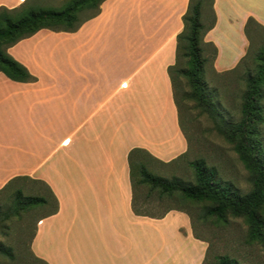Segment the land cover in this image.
I'll list each match as a JSON object with an SVG mask.
<instances>
[{
    "label": "crops",
    "instance_id": "obj_1",
    "mask_svg": "<svg viewBox=\"0 0 264 264\" xmlns=\"http://www.w3.org/2000/svg\"><path fill=\"white\" fill-rule=\"evenodd\" d=\"M27 0H0L14 9ZM189 0H106L72 33L39 30L7 49L34 82L0 73V191L27 178L48 188L54 213L31 240L45 264H201L206 243L186 214L136 215L128 155L169 164L188 151L169 67ZM212 69L230 72L264 29V0H214ZM147 156V155H146Z\"/></svg>",
    "mask_w": 264,
    "mask_h": 264
},
{
    "label": "trees",
    "instance_id": "obj_2",
    "mask_svg": "<svg viewBox=\"0 0 264 264\" xmlns=\"http://www.w3.org/2000/svg\"><path fill=\"white\" fill-rule=\"evenodd\" d=\"M104 1L106 0H27L14 9L1 7L0 73L15 82H34L35 78L7 53V49L42 29L53 32H75L85 21L100 13ZM213 3L214 0H189L187 10L182 16L183 30L177 36L176 62L168 69L181 130L180 103L183 102L177 100L178 78L187 79L191 89L189 98L201 104H212V92L204 79L206 59L203 56V45L206 32L215 24ZM206 9L210 12L208 24L202 21ZM252 26L262 29L253 19H249L245 28L248 38ZM213 50L215 54L216 50L214 48ZM183 60L185 67L181 66ZM255 61L257 62L255 72L247 78V90L243 96L240 120L237 123L227 124L220 130L226 140L233 145L244 168L250 173L251 191L245 195L240 194L232 185L223 182L216 169L208 167L203 159L191 163L195 184H186L177 178L166 179L154 175L148 171L145 164V157L150 158V156L142 150L134 149L128 155V162L133 192L132 210L136 215L149 216L139 212L135 203L136 192L141 187H147L149 191H158L161 196L179 195L185 200L207 202L209 206L205 208L204 215L214 217L221 223H226L229 216L243 218L248 226V241L264 243V146L260 140V126L264 123L262 105L264 51L262 49L256 54ZM184 98L183 95L182 100ZM21 179L27 178L13 181ZM52 197L54 198L53 195ZM54 200L55 208L51 213L57 209L56 199ZM47 203L44 197L23 196L21 190H17L10 213L17 215L19 211H27ZM0 254L13 259L11 248L1 244ZM218 264H235V262L221 257Z\"/></svg>",
    "mask_w": 264,
    "mask_h": 264
},
{
    "label": "rangeland",
    "instance_id": "obj_3",
    "mask_svg": "<svg viewBox=\"0 0 264 264\" xmlns=\"http://www.w3.org/2000/svg\"><path fill=\"white\" fill-rule=\"evenodd\" d=\"M202 21L210 22L209 9L204 11ZM250 46L244 59L230 72L217 74L212 69V48L205 49L206 59L204 79L212 92V104H201L189 98L191 89L186 78H178V98L180 122L183 134L188 141L186 154L169 164L152 163L145 157V164L152 174L172 179L177 178L186 184H195L191 163L203 159L208 167L215 168L218 176L240 194L252 189L250 173L244 168L232 144L220 131L227 124L237 123L241 118V105L247 90V78L253 75L257 62L255 56L264 51V30L254 28L249 32ZM204 49V45H203ZM185 60L181 62L184 65ZM184 99L182 100V96ZM264 109V99L262 101ZM260 140L264 146V123L260 126ZM21 190L23 196H40L47 200L44 206L19 213H10L15 192ZM135 203L143 214L161 218L170 211L187 215L192 234L207 245L201 264H218L226 257L235 264H264V243L248 241V226L243 218L228 217L226 223L204 215L207 202H193L179 195L161 196L158 191L141 187L136 192ZM55 208V200L48 188L33 180L13 181L0 191V244L11 248L13 259L0 254V264H45L36 259L30 244L37 220L49 215Z\"/></svg>",
    "mask_w": 264,
    "mask_h": 264
}]
</instances>
